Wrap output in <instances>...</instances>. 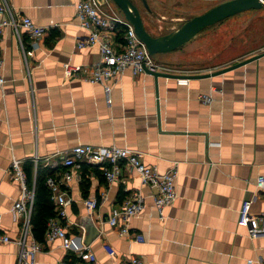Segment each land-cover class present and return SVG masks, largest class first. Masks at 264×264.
Here are the masks:
<instances>
[{
    "label": "crops",
    "instance_id": "obj_1",
    "mask_svg": "<svg viewBox=\"0 0 264 264\" xmlns=\"http://www.w3.org/2000/svg\"><path fill=\"white\" fill-rule=\"evenodd\" d=\"M6 1L46 33L34 44L21 28L26 56L13 29L0 42L6 79L0 87V231L17 239L22 227L13 210L21 195L19 183L9 176L14 159L24 167L33 164L36 184L39 167L48 177L66 168L50 169L48 157L60 159L78 144L118 145L140 153L161 172L177 163L178 199L161 215L148 197L145 209L130 221L131 230L145 240L121 236L108 222L113 207L133 191L149 194L150 188L142 187L134 169L126 168L120 180L110 182L102 165L82 162L75 169L81 180L64 185L71 203L62 221L95 253V264H130L131 257L144 264H264V191L256 187L264 175V7L205 29L239 22V35L222 46L227 51L239 44L244 47L240 54L203 48L201 32L156 57L182 74L156 77L127 69L110 82L108 96L103 84L65 75V63L88 66L100 59L98 47H78L86 31L78 24L77 0ZM224 1L148 0L151 12L142 2L139 6L148 31L161 35ZM204 94L214 100L205 103ZM89 198L99 201L93 212L85 203ZM249 199L256 234L239 224V211ZM44 244L37 264H91L65 249L61 239ZM20 252L17 243H0V264H19Z\"/></svg>",
    "mask_w": 264,
    "mask_h": 264
},
{
    "label": "built area",
    "instance_id": "obj_2",
    "mask_svg": "<svg viewBox=\"0 0 264 264\" xmlns=\"http://www.w3.org/2000/svg\"><path fill=\"white\" fill-rule=\"evenodd\" d=\"M76 14L78 24L86 31V36L78 40V47H98L100 59L88 66L65 63L64 69L67 78H78L92 84H103L106 94L110 96L112 90L110 82L118 79L127 69H131L134 74L151 71L163 72L168 76L184 72L178 67L158 61L149 53L148 48L137 35L133 24L121 10L115 7L113 0H77ZM8 28L13 29L19 36L25 56L27 52L21 37V28L29 33L34 44H37L46 33L45 27L38 25L28 16L20 15L6 0H3L0 3V42ZM3 69L4 59L0 55V87H3L6 82ZM215 90L219 91L220 89ZM201 99L205 103H211L214 96L204 94L201 95ZM108 101L111 102V99L109 98ZM38 159L39 157H36V163H38ZM82 162L102 165L104 175L110 182L120 180L126 168L134 169L141 178L142 187L150 188L149 194L144 193L142 189L133 191L128 199L113 207L108 222L118 229L121 236L130 237L138 242L145 240L144 235L131 230L130 221L142 213L148 197L153 199L161 215H164L166 208L178 199L176 181L179 175V166L177 163L167 171L161 172L156 166L147 165L143 161L142 155L130 148L118 145L78 144L70 151L61 154L60 159L46 158L45 164L50 169L59 165L66 168L60 175L54 174L47 178V185L57 206V215L48 220L45 241H40L35 236L32 224L36 184L29 183L22 161L14 159L9 176L21 187V195L15 201L13 210L21 217L22 227L17 239L0 231V243H17L21 250L19 264H37V255L44 250V243L54 242L57 239H61L62 246L75 253L80 260H89L91 264L96 263L95 253L85 244L83 238L71 236L62 221L67 216L66 208L71 203L64 185L74 179L81 180L80 173L75 169ZM256 187L264 191V175H259ZM85 203L90 212L96 210L99 205L96 198L86 199ZM251 205V199L244 201L239 211V224L248 227L252 234H256L258 230L255 229V218L250 212ZM104 247L111 255L117 254V251L111 246L104 244ZM62 264L70 263L64 261ZM130 264H144V261L139 257H131Z\"/></svg>",
    "mask_w": 264,
    "mask_h": 264
},
{
    "label": "water",
    "instance_id": "obj_3",
    "mask_svg": "<svg viewBox=\"0 0 264 264\" xmlns=\"http://www.w3.org/2000/svg\"><path fill=\"white\" fill-rule=\"evenodd\" d=\"M125 17L133 24L139 38L144 42L151 55L174 51L195 39L201 32L240 12L261 9L264 0H227L210 8L202 14L185 20L178 28L161 35H153L146 28L142 10L134 0H113ZM144 7L151 12L148 0H140ZM247 62L241 61L228 68H234ZM227 68V69H228ZM151 72V71H150ZM156 77H163L166 73L151 72Z\"/></svg>",
    "mask_w": 264,
    "mask_h": 264
},
{
    "label": "trees",
    "instance_id": "obj_4",
    "mask_svg": "<svg viewBox=\"0 0 264 264\" xmlns=\"http://www.w3.org/2000/svg\"><path fill=\"white\" fill-rule=\"evenodd\" d=\"M24 168L28 177V181L32 185L33 164L27 163ZM43 174L45 173L43 172ZM48 175L49 173H47L46 176H42L41 169L40 167L38 168L36 198L34 213L32 216V224L35 236L40 241L45 239L48 220L57 215L56 204L52 199L51 190L46 183Z\"/></svg>",
    "mask_w": 264,
    "mask_h": 264
},
{
    "label": "rangeland",
    "instance_id": "obj_5",
    "mask_svg": "<svg viewBox=\"0 0 264 264\" xmlns=\"http://www.w3.org/2000/svg\"><path fill=\"white\" fill-rule=\"evenodd\" d=\"M137 4H141L140 0H134ZM113 4L115 5L116 8L119 9V7L116 5V3L113 1ZM120 10V9H119ZM256 21H259L256 20ZM262 22L264 23V17H262ZM254 24V23H253ZM240 25L238 23H232L227 20V22H222L219 25H217L214 28H209L208 30H205L202 32V38L200 42H203L202 47L204 48H212L215 49L216 51H220L223 55L225 56H231V55H236L240 54L242 52V48L239 46V44L233 45L231 48H229L227 51L224 49L222 44H224L225 41H228L230 36H238L240 33ZM203 39V40H202ZM159 54L154 55L156 58L159 56Z\"/></svg>",
    "mask_w": 264,
    "mask_h": 264
}]
</instances>
